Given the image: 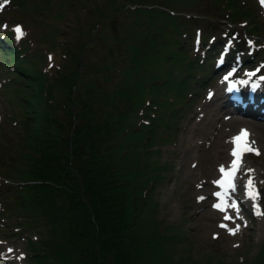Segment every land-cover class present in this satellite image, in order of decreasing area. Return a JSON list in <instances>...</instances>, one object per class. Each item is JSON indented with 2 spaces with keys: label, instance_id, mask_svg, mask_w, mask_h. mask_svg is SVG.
<instances>
[{
  "label": "trees",
  "instance_id": "16d2710c",
  "mask_svg": "<svg viewBox=\"0 0 264 264\" xmlns=\"http://www.w3.org/2000/svg\"><path fill=\"white\" fill-rule=\"evenodd\" d=\"M32 1L11 4L37 32L19 46L3 47L15 67L9 88L20 109L17 139L0 145V176L17 194L8 217L38 234L27 238L34 264H156L147 215L158 209L152 193L165 179L155 170L171 167L154 155L174 139L178 106L186 104L191 85L181 80L187 90L177 101H170L173 93L152 90V65L171 58L154 26L163 2L193 21L198 13L189 17L187 9L201 2L37 0L35 12L48 15L24 17ZM212 4L231 23L244 20L247 32L258 34L252 8L238 0ZM89 9L98 16L88 30H78L77 21L67 28L59 23ZM205 69L200 65L197 74L207 78ZM249 264H264V241Z\"/></svg>",
  "mask_w": 264,
  "mask_h": 264
},
{
  "label": "rangeland",
  "instance_id": "374dc122",
  "mask_svg": "<svg viewBox=\"0 0 264 264\" xmlns=\"http://www.w3.org/2000/svg\"><path fill=\"white\" fill-rule=\"evenodd\" d=\"M95 1L99 2L100 5L103 2V0ZM193 1L201 2V4L198 3L194 8L187 10L190 14L193 12L198 13L196 19L198 18L199 22L180 16L182 13L177 12L179 11L178 7L171 6L168 2H163L157 9L159 14L154 29L163 33L168 43L167 51L170 53L171 58L159 59L153 65L151 64V74L157 77L152 90L161 93V95L165 92L173 93L170 96V101H177L183 94L182 91L187 90H183V84H180L181 80L185 78L186 83L190 81L189 85L191 86L188 93L189 97H186V105L182 103L181 105L184 106H178L181 109V114L177 120L174 139L170 144L159 147V156L154 155V158L161 164H167L171 166V169L168 171L166 179L157 183L158 186H155L156 189L152 193V198L157 200L159 206L157 210L150 211L147 215L149 241L156 264H244V262L249 264L259 253L264 241V207L258 202V195H251V197L243 195L242 191L245 190L242 185L245 182L242 178L236 194L241 198V202L237 201L236 198L230 199L232 205L238 207H235V211L239 221H235L234 217L231 222L228 220L214 221L206 216L205 218H201L199 215L197 217L198 210L200 211L203 203V200L198 198L206 194L198 191L197 186L205 181H216L218 176L216 175V169L225 165L229 157H233L231 154L233 148L232 144L224 142V144H227V148L224 145L222 150H218V147L213 146L214 144H205L207 138H202L200 143L199 139L196 138V134L193 138L192 129L194 127L193 122L203 118L204 109H214L216 104L217 107L224 106V109L227 108L223 105L221 98L215 101L216 96L220 93L218 90L221 89L220 83L224 71L221 70V72L215 69V65L227 53V57L232 59L239 57L241 54L236 50L235 45L251 47L248 40H251L252 37L246 36L248 39H245L244 29L249 26L245 24V21L237 20L235 23L230 24L224 14H220L212 7L214 0ZM241 2H245L247 5L250 4L263 20V29L260 31L259 38L255 39V43L260 44L261 48L258 49V55H255V62L247 67L248 70H251L254 66L264 63V51H262L264 50V6L262 7L257 0H238V3ZM53 5L56 4L53 3ZM6 6V1L0 0V12L4 11ZM29 6L38 7V1L30 2ZM33 7L29 13L32 18L48 15V11L45 13L35 12ZM90 9L92 10V7ZM90 9L81 12L78 20L73 19L72 15L69 14L64 21L59 23L62 27L66 26L67 28V22L74 24L77 21L78 30H88L98 16V14L91 16L92 11ZM17 11L11 8L6 9L5 13L2 14L0 17V36L9 29H14V25L10 24L21 21ZM256 18L258 19V16ZM100 21H102V18H100ZM117 21L116 17L115 22ZM253 22L255 21L253 20ZM26 27L29 29L27 31L31 33L32 31L37 32L34 27L27 25ZM200 34L205 35V42L199 36ZM66 35L67 33L64 34L63 38L68 37V40L71 38L72 44L76 43L77 40L74 35ZM12 39L16 40L14 34ZM197 42L200 44L198 47ZM213 43L214 45H211ZM225 46H228L229 50L231 49L230 54ZM206 49L210 50L209 53L205 52ZM201 58L204 65L209 63L210 68L208 69L213 73L210 78L205 79L206 81L203 84L194 83L197 70L202 65ZM234 64L236 63L234 62ZM8 66L5 59L0 61V145L13 144L20 132L19 123L15 118V115L20 114L18 101L14 92L9 89V85L5 86L8 83L7 80L13 78ZM4 86L5 88H3ZM214 111H217L220 117L225 112L223 109H215ZM245 118L248 119L249 117L245 116ZM261 121L264 122V120ZM7 157H9L7 153L3 154L4 160ZM211 162L213 164L215 162L213 170ZM242 162L247 169H256L259 172V179L256 178L253 190L257 193L261 189L264 190V155L262 153L257 155L254 152H246ZM187 166L193 170L189 171ZM155 174L165 175L166 172L155 170ZM1 200L2 198H0ZM246 209L249 217L246 214ZM5 214L6 212H2L0 216ZM249 220H251V223ZM221 225L227 227H221ZM236 227L239 230L233 235L230 229H236ZM15 229L13 225L0 219V264L3 260H7L8 264H32L28 258L25 259V241L14 235L12 236L10 233ZM6 256L9 258L4 259Z\"/></svg>",
  "mask_w": 264,
  "mask_h": 264
},
{
  "label": "bare ground",
  "instance_id": "6f19581e",
  "mask_svg": "<svg viewBox=\"0 0 264 264\" xmlns=\"http://www.w3.org/2000/svg\"><path fill=\"white\" fill-rule=\"evenodd\" d=\"M248 84L249 83H247V82H242L243 87L247 86ZM220 88L221 89H219V90L221 92V90H223L224 88H222V85L220 86ZM219 98H221V94H218L216 96L215 101H217V99H219ZM221 99L226 100V101L228 100L227 97H225V98L222 97ZM247 105H249V102L247 103ZM215 109L216 110L223 109V111H225L223 116L220 117L218 112L214 111ZM203 113H204L203 118H199L197 120V122H193L194 127L192 129V132L194 134L193 138H195L194 136L196 134V138L199 139L200 143L202 142V138H207V140L205 141V144H207V145L208 144H214L213 146L214 147L216 146V148L218 147V150H222L224 145H225V148H227L226 147L227 144H224V142L232 144V148H233L234 145H233L232 138L235 137L238 133H240L242 129H245L248 132V137H247L248 143L251 145L252 148L257 149L259 151V153H262L264 155V122L260 120V119L264 120V112L262 110H258V112L247 111L246 113L250 116L248 119H246V118L244 119L241 116H236V115L232 114L229 109H224V106L217 107V104H216V108H215V106H214V109L206 108V109H204ZM224 139H225V141H224ZM190 140H191V138H190ZM193 141H194V139H193ZM220 153H221V151H220ZM211 158H213V157H211ZM244 158H245V154H244ZM202 159L206 160L205 158H202ZM233 160H234V157H229L226 160L227 163L223 166L225 168H229L231 166ZM210 164H212L211 167L213 170V166L215 167V162H214V164H213V162H211ZM263 165H264V163H263ZM204 167H206V166H204ZM187 168H188V166H187ZM263 169H264V166H263ZM188 170L192 171L193 169L188 168ZM249 170H251V171H249ZM221 174L222 173L220 171V168H217L216 169V175L219 176ZM258 175H259L258 170L247 169L246 166L241 161L239 164V170L235 173V188L234 189L228 188V190L233 195H236L237 189L239 187V182L243 178L244 179L243 181L245 183H244V185H242V187L244 186L245 191H242V192L244 193V195L251 197L249 195L248 181L249 180L252 181V187H253L256 184V178L258 177ZM222 176H221V178H222ZM258 179H259V177H258ZM197 189H198V191H200L202 193H206L205 194L206 196L203 195V196H205V199L203 200V203L201 204L200 211L198 210L197 217H198V215L201 216V218L202 217L205 218V216H206V217H209L210 219H212L214 221L228 220L231 222L232 219H226V217L232 216L235 218L234 219L235 221L238 220L237 215H236L237 212L235 211L234 207L227 206L225 210H221V209L213 206L217 203H226L227 205H232V204H231V201L229 200L228 197H221V196L215 195V193L218 192L219 189H218L217 185L212 180L211 181L209 180L208 182H206V181L203 182L202 184L197 186Z\"/></svg>",
  "mask_w": 264,
  "mask_h": 264
},
{
  "label": "snow or ice",
  "instance_id": "6c2138e0",
  "mask_svg": "<svg viewBox=\"0 0 264 264\" xmlns=\"http://www.w3.org/2000/svg\"><path fill=\"white\" fill-rule=\"evenodd\" d=\"M6 27V26H5ZM15 32L19 36H23L24 32L21 30L20 26H17L15 28ZM51 59V57H49ZM248 132L245 129H242L240 133H238L235 137L232 138L233 141V149H232V156L235 158L229 168H225L224 166H221L220 171L223 173V176L220 180L214 181V183H217L221 186L226 185L228 188H235V173L239 170V164L242 160V156L245 152H254L255 154H259V151L257 149H254L251 147V145L247 141ZM251 171V170H249ZM248 189H249V195H259V193L255 192L252 187V181H248ZM217 196H222V193H215ZM198 199H204V197H199ZM216 208H219L221 210H225L227 206L231 207H237V205H227L226 203H217L213 205ZM232 216L226 217V219H232ZM221 227H227L226 225H221ZM239 228L236 229H230L231 233L235 235V232L238 231Z\"/></svg>",
  "mask_w": 264,
  "mask_h": 264
}]
</instances>
